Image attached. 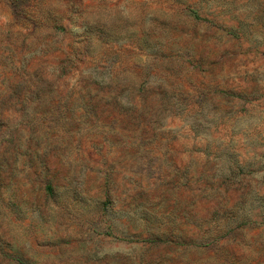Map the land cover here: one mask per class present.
<instances>
[{
    "label": "rangeland",
    "instance_id": "rangeland-1",
    "mask_svg": "<svg viewBox=\"0 0 264 264\" xmlns=\"http://www.w3.org/2000/svg\"><path fill=\"white\" fill-rule=\"evenodd\" d=\"M0 264H264V0H0Z\"/></svg>",
    "mask_w": 264,
    "mask_h": 264
},
{
    "label": "trees",
    "instance_id": "trees-1",
    "mask_svg": "<svg viewBox=\"0 0 264 264\" xmlns=\"http://www.w3.org/2000/svg\"><path fill=\"white\" fill-rule=\"evenodd\" d=\"M49 189H51V188H49Z\"/></svg>",
    "mask_w": 264,
    "mask_h": 264
}]
</instances>
